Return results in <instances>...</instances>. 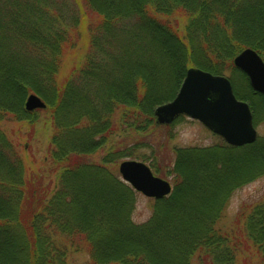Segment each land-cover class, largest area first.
<instances>
[{
    "label": "trees",
    "instance_id": "trees-1",
    "mask_svg": "<svg viewBox=\"0 0 264 264\" xmlns=\"http://www.w3.org/2000/svg\"><path fill=\"white\" fill-rule=\"evenodd\" d=\"M247 47L264 60V0H0V264H69L70 250L84 264H240L242 243L218 222L232 193L264 175V136L175 148L172 190L141 223L116 166L137 157L127 139L161 126L153 111L191 66L235 70L234 94L264 121V95L232 65ZM30 93L43 109L25 110ZM40 114L50 186L20 142ZM242 217L241 250L264 264V200Z\"/></svg>",
    "mask_w": 264,
    "mask_h": 264
},
{
    "label": "water",
    "instance_id": "water-1",
    "mask_svg": "<svg viewBox=\"0 0 264 264\" xmlns=\"http://www.w3.org/2000/svg\"><path fill=\"white\" fill-rule=\"evenodd\" d=\"M232 62L247 76L251 88L264 95V61L258 53L251 48L242 49ZM44 107V101L37 94L27 95L26 111ZM179 115L199 121L232 146L250 144L257 138L250 107L236 98L229 79L198 67H189L175 97L154 109L156 123L160 125L172 123ZM118 172L123 181L146 197L158 200L171 192L170 183L154 175L144 162L122 160Z\"/></svg>",
    "mask_w": 264,
    "mask_h": 264
},
{
    "label": "rangeland",
    "instance_id": "rangeland-1",
    "mask_svg": "<svg viewBox=\"0 0 264 264\" xmlns=\"http://www.w3.org/2000/svg\"><path fill=\"white\" fill-rule=\"evenodd\" d=\"M89 22H95L92 17L88 18ZM180 22V21H177ZM80 52H78V57H82L83 50L82 44L79 43ZM76 55V56H77ZM71 57H66L63 66V72L68 70L70 65ZM76 60V59H74ZM235 70L225 71L224 76L229 79L234 75L237 79L240 77L237 76ZM45 116L43 114L39 115V122H36L34 126V136L30 139L23 137L20 139L22 143L21 146L27 147V156L29 160L32 161L36 169L43 170V162L48 166V174L46 175L47 186H50V164L49 156L47 152L49 151V137L51 135V129L49 124H44L43 121ZM10 127L15 130L20 131V135H29L31 136V131L25 123H10ZM257 135L264 136V121L259 122L255 125ZM150 135L146 136L140 135L136 139H127V143L135 145L136 149L134 150L136 158H123L124 159H135L143 161L146 164H152L155 166L159 172H155L156 175L165 178L170 183L172 182V177L170 175L171 171V162L174 158V150L179 147H207L219 143L221 138L208 129H206L200 122L197 120L188 118L187 116L178 117L173 123L169 125L154 126L150 130ZM121 138V137H120ZM121 161V160H120ZM116 170H118V164ZM42 163V165H41ZM155 171V169H153ZM44 176V174H43ZM264 200V175L258 177L257 179L246 183L242 187L236 189L223 211L222 217L218 222V227L224 231L232 233L233 237L237 240H240L242 246H240L241 254L239 256V263L243 264L247 256L251 255L250 251L247 250L244 252L241 250V247H247L246 244H243L242 235L239 233L242 232V226L244 218L242 214L244 212H249L250 207L256 203ZM154 200L148 198L141 193L136 194V203L135 208L132 212V220L135 223H141L146 221L152 212ZM238 236V238H237ZM249 254V255H248ZM246 262L248 264H260V261L256 255L252 257H247ZM69 264H84L88 261V255L85 252L81 251H69L68 255ZM191 264H196L193 261Z\"/></svg>",
    "mask_w": 264,
    "mask_h": 264
}]
</instances>
